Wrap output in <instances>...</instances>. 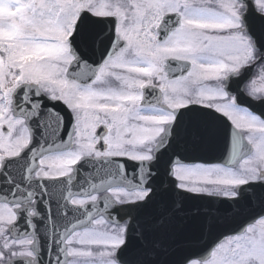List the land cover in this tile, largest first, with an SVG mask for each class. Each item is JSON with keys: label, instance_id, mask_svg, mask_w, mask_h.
Wrapping results in <instances>:
<instances>
[{"label": "snow or ice", "instance_id": "snow-or-ice-1", "mask_svg": "<svg viewBox=\"0 0 264 264\" xmlns=\"http://www.w3.org/2000/svg\"><path fill=\"white\" fill-rule=\"evenodd\" d=\"M0 264H264V0H0Z\"/></svg>", "mask_w": 264, "mask_h": 264}, {"label": "flooded vegetation", "instance_id": "flooded-vegetation-1", "mask_svg": "<svg viewBox=\"0 0 264 264\" xmlns=\"http://www.w3.org/2000/svg\"><path fill=\"white\" fill-rule=\"evenodd\" d=\"M57 110H61L59 105H57ZM206 155H208V156H218L219 155V149H217L216 151H214L212 153L206 154Z\"/></svg>", "mask_w": 264, "mask_h": 264}]
</instances>
